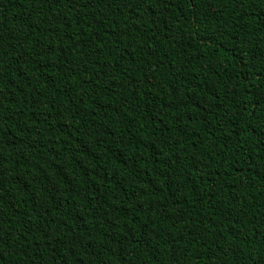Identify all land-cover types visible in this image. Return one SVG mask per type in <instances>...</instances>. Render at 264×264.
Returning a JSON list of instances; mask_svg holds the SVG:
<instances>
[{
  "label": "trees",
  "instance_id": "16d2710c",
  "mask_svg": "<svg viewBox=\"0 0 264 264\" xmlns=\"http://www.w3.org/2000/svg\"><path fill=\"white\" fill-rule=\"evenodd\" d=\"M0 264H264V0H0Z\"/></svg>",
  "mask_w": 264,
  "mask_h": 264
}]
</instances>
